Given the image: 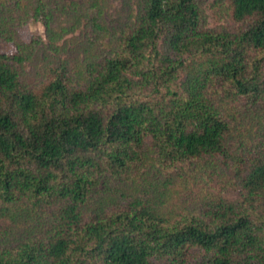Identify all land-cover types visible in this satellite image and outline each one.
Returning a JSON list of instances; mask_svg holds the SVG:
<instances>
[{
	"label": "trees",
	"instance_id": "16d2710c",
	"mask_svg": "<svg viewBox=\"0 0 264 264\" xmlns=\"http://www.w3.org/2000/svg\"><path fill=\"white\" fill-rule=\"evenodd\" d=\"M113 1L0 0V264H264V0Z\"/></svg>",
	"mask_w": 264,
	"mask_h": 264
},
{
	"label": "rangeland",
	"instance_id": "374dc122",
	"mask_svg": "<svg viewBox=\"0 0 264 264\" xmlns=\"http://www.w3.org/2000/svg\"><path fill=\"white\" fill-rule=\"evenodd\" d=\"M212 0H203V4L202 6L205 8V13L207 15V22H208V25L209 26H214L215 23H220L221 22V19H223L224 17V9L222 7H215V11H216V14L214 15L213 12L208 8L209 7V3L211 2ZM114 5L115 7L118 6V1L117 0H114ZM215 13V12H214ZM222 23V22H221ZM40 33V34H43V27L42 25L39 23L38 20L36 19H32L29 21V23L24 26L22 29H20V34L23 35V38L24 39H27L30 34L32 33ZM0 50H5V51H8V50H11V47L7 46L6 44L4 43H0ZM227 190H224V194L229 196V197H234L236 195V190L235 189H231V188H226Z\"/></svg>",
	"mask_w": 264,
	"mask_h": 264
}]
</instances>
